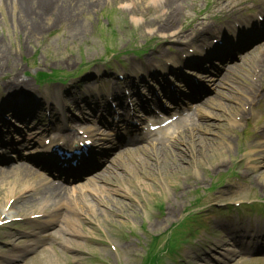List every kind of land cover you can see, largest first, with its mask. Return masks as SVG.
Returning a JSON list of instances; mask_svg holds the SVG:
<instances>
[{
	"label": "rangeland",
	"instance_id": "1",
	"mask_svg": "<svg viewBox=\"0 0 264 264\" xmlns=\"http://www.w3.org/2000/svg\"><path fill=\"white\" fill-rule=\"evenodd\" d=\"M19 1V6H16L18 3L7 6V2L5 8L0 5L4 8H0L1 101L13 80H23L32 96L44 97L43 108L48 112V123L57 124L60 129L67 124H77V130L86 134L85 130L93 126L92 120L100 119L105 123L103 117L117 129L120 122L110 116V110L102 107V100L95 99L96 93L110 94L111 87L124 89L127 106L121 111L125 117L138 120L134 123H141L142 130L148 128L147 121L155 123L159 116L168 117L180 105L193 103L183 98L187 92L190 97L196 95L195 98L209 92L211 99L204 108L213 116L194 117L196 122H207L209 127L189 129V134L185 133L186 143L181 147L186 159L183 165L189 166L187 173L178 172L174 167L173 143L157 151L148 146L144 150L147 152L139 151L130 160L120 163V169L114 162L112 168L116 172L112 179L107 182L95 179L96 182L86 189L87 196L76 197L73 193L60 203L67 208H60L67 214V229L78 236L64 229L59 231L58 226L52 224L48 228H55L49 230L46 237L36 236L31 240L33 237L25 233L33 231L37 223L42 224L37 220L38 214L51 210L52 204L36 201L32 206L18 210L15 206L17 197L28 196L23 190L24 184L14 185L11 180L0 184V221L9 220L7 227L0 229V264H142L150 238H166L172 227L186 215L188 202L199 195L205 203L201 214L203 219L207 216L208 222L204 221L210 224L207 253L224 247L227 242L223 240H228L229 231L220 222L226 219L222 216L219 223L214 224L219 210L227 204L222 199L229 198L234 191L242 196L255 193L264 197V173L249 175L250 167L244 157V151L250 153L264 141L262 100L245 105L251 97L249 90L255 85L257 74L264 69V0ZM236 14H246L237 19L246 23L262 18L263 24L252 31L263 35L256 39L255 34L244 41L232 57L210 62L207 56L199 54L194 62H201L200 66H191L193 61L186 62L188 56H195V51L209 50L211 39L215 37L204 38L211 32L217 34ZM132 18H141V22L134 25ZM201 28L207 34H198ZM115 50L114 55L118 57L112 56ZM168 57L175 58V62ZM233 57L236 61L244 59L245 63L235 71V66L230 67ZM82 63H88L89 70L66 85L45 83L37 88L33 83V75L38 70L72 72ZM109 63L111 69L106 68ZM220 65L229 67L228 70L231 68L232 83L225 80L228 85L217 86L216 82L211 87L214 70L210 72V66L219 68ZM173 67L177 68L176 72ZM195 85L204 88H195ZM22 93L25 99L19 100L24 104L31 103L32 99L23 90ZM176 94L178 99L172 102L171 98ZM110 103L108 107L111 109L114 105L117 113L120 105L116 108V102ZM147 105L151 113H147ZM241 113L246 116L241 118ZM87 115H90L88 120H81ZM28 124L30 120L26 122ZM5 134L8 136L9 132ZM176 134L170 130V136ZM136 135L137 132L131 137ZM91 145L92 148L99 147L95 141ZM260 148L264 149L258 147L251 152ZM95 156L97 159L102 157ZM99 168L87 171L86 178L80 179V183L96 178ZM263 170L264 166L260 168ZM254 201V207L264 203V199ZM253 212L263 214L257 208ZM84 217L92 223L89 225ZM198 220L194 218L193 224ZM249 220L264 223V219L256 217ZM73 221L75 225L70 227ZM202 229L205 230L206 225H202ZM183 242L184 239L179 240V244ZM198 247L193 244L190 249L195 251ZM199 252L198 261L188 260L183 252V259L188 263H178H200L205 251ZM175 258L169 256L173 261ZM262 258L264 249L254 247L235 264H264ZM234 262L221 258L210 264Z\"/></svg>",
	"mask_w": 264,
	"mask_h": 264
},
{
	"label": "bare ground",
	"instance_id": "2",
	"mask_svg": "<svg viewBox=\"0 0 264 264\" xmlns=\"http://www.w3.org/2000/svg\"><path fill=\"white\" fill-rule=\"evenodd\" d=\"M6 2H7V6H8V3H10V5H14V4L18 3L16 6H19V4H20L19 0H1L0 5L2 4L3 7L5 8ZM4 8H1V9L4 10ZM234 41H238V40L235 39ZM235 46H236V44L231 46L229 49H227L226 51H224L222 53H221V51H219L218 53H216V55L213 52H210L209 55L213 56L211 59V62L213 59H215V56H219V55H220V57L227 56L235 48ZM233 53H234V51H232V54ZM227 57H230V55ZM244 64L245 63H244V59H243L240 61L239 64H236L235 69L241 65H244ZM231 73H229V71L223 73V75L220 78L219 83L228 85V83L224 82L225 80H228L231 84L232 80H233L232 77H230ZM234 79H236V77H234ZM19 84H20L19 81L15 82V85H19ZM255 84L256 85L252 86L251 89L249 90V95H251V97L248 99V104L254 102V99H255L254 96H256V99H258V98L264 99V70H262V72L258 75L257 81ZM204 105H209V104H208V102L207 103L204 102L203 106ZM201 109H202V111L200 110L201 113L199 112L200 113L199 118L208 117L207 115H209V113H207V111H203V107ZM209 116H211V115H209ZM177 124H178L177 129H176L177 134L173 139H170V137L166 134H164L165 136L155 137L151 140L147 139L146 137L143 139H145V141L147 142V143H145V145L151 146V150H154V151L161 149L163 146H165L168 143H173L174 150L172 153V159H173L174 167L178 172L182 171L184 173H187L189 171V166L183 165V163H184V161H186V159L184 158L185 157L183 154L184 151L181 147V145L186 143L185 133L187 132L189 134V131H192L193 129H197L199 127L207 129L209 127V125L204 124V123L201 124V123H197V122L194 123L193 120H190V117L180 118ZM97 129L100 130V128H96L95 130L92 131V133H95L97 135L98 134ZM174 132H175V130H174ZM66 137L68 140H71V138H72L71 135H67ZM72 142H74V141H72ZM226 142L229 143L228 140H226ZM262 144H264V142H262ZM124 146L125 145L119 146L118 150L123 148ZM146 146H144V144H143L141 146L132 148L130 150H128L129 147L122 149L121 152L118 154L116 167L117 168L120 167L121 166L120 163H124L125 160H130L132 155L137 154L139 151L142 152L143 149L146 148ZM250 156H248V157H250ZM255 160L256 159H255L254 155L251 158H249V163L253 164L250 167H252L253 173L261 175V171H257V169L255 168V165L257 166L259 164L258 162H255ZM112 170H113L112 166H110L109 164H106L105 167L102 168L101 172L98 175V178H99L98 181H105V182L110 181L112 179L111 176H113L115 174L112 172ZM10 180H11V183H13L14 185L24 184L23 190L28 192L27 193L28 196L20 195L19 199L15 202V206L18 210H20V208H23V207L32 206L34 203H36V201H42L43 200V201L48 202L49 204H54V203H59L62 200H64L66 197L70 196L69 193L66 190H63L60 185L54 184V183H51L48 188L47 187H38V190L35 191L34 185L29 183L30 181L33 182L34 174H32V172L30 171V168L28 166L23 165L22 163L16 164V165H10L9 167L7 165V167L5 169L0 170V181L1 182H9ZM90 183H92V185L94 184V182H89L88 184H90ZM36 185H38V184L36 183ZM81 191H78V194ZM84 194L87 196V194L85 192H84ZM76 195H77V193H76ZM65 232H69V230L66 229ZM69 233L76 235L71 231ZM76 236H78V235H76ZM231 253H232V255L234 253V256H237L238 250L232 249ZM227 255H229L228 252H227ZM192 256L194 257L195 255L192 254ZM213 259H214V255H209V256H206L204 261L208 263V262L212 261Z\"/></svg>",
	"mask_w": 264,
	"mask_h": 264
},
{
	"label": "clouds",
	"instance_id": "3",
	"mask_svg": "<svg viewBox=\"0 0 264 264\" xmlns=\"http://www.w3.org/2000/svg\"><path fill=\"white\" fill-rule=\"evenodd\" d=\"M133 24L136 25L141 22V18H132Z\"/></svg>",
	"mask_w": 264,
	"mask_h": 264
}]
</instances>
